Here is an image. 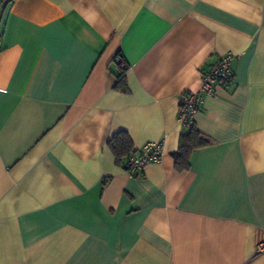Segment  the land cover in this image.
<instances>
[{
    "label": "crops",
    "instance_id": "crops-1",
    "mask_svg": "<svg viewBox=\"0 0 264 264\" xmlns=\"http://www.w3.org/2000/svg\"><path fill=\"white\" fill-rule=\"evenodd\" d=\"M225 55L177 171L179 95ZM119 131L161 160L128 174ZM260 242L264 0H0V264H264Z\"/></svg>",
    "mask_w": 264,
    "mask_h": 264
},
{
    "label": "built area",
    "instance_id": "built-area-1",
    "mask_svg": "<svg viewBox=\"0 0 264 264\" xmlns=\"http://www.w3.org/2000/svg\"><path fill=\"white\" fill-rule=\"evenodd\" d=\"M231 59L229 55L222 56L218 63L208 71L203 72L199 90H186L180 93L177 120L181 127H188L193 123V115L201 107L204 97L213 96L217 88L225 87L232 83ZM114 60L122 67L125 64L119 54L114 57ZM162 155V140L148 141L136 148L135 154L123 162V167L130 175H141L149 164L159 162ZM255 251L264 252V242L258 243Z\"/></svg>",
    "mask_w": 264,
    "mask_h": 264
},
{
    "label": "trees",
    "instance_id": "trees-1",
    "mask_svg": "<svg viewBox=\"0 0 264 264\" xmlns=\"http://www.w3.org/2000/svg\"><path fill=\"white\" fill-rule=\"evenodd\" d=\"M12 2L13 0H6ZM117 63V62H116ZM119 65V63H117ZM120 66V65H119ZM127 64L120 66V72L115 74V88L124 91L125 71ZM183 130L179 135L178 149L173 153L174 167L177 171L187 170L189 168V157L193 150L205 146L208 142L203 135L196 129L194 122L188 127H182ZM108 147L112 151L117 163L122 164L127 161L130 156L135 154L136 148L132 145L131 139L124 131L115 133L107 142Z\"/></svg>",
    "mask_w": 264,
    "mask_h": 264
}]
</instances>
